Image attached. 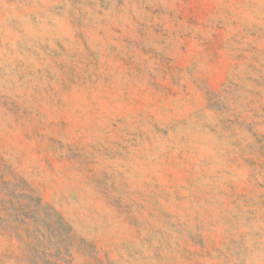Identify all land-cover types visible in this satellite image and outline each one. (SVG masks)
<instances>
[{"label":"rangeland","instance_id":"rangeland-1","mask_svg":"<svg viewBox=\"0 0 264 264\" xmlns=\"http://www.w3.org/2000/svg\"><path fill=\"white\" fill-rule=\"evenodd\" d=\"M0 264H264V0H0Z\"/></svg>","mask_w":264,"mask_h":264}]
</instances>
